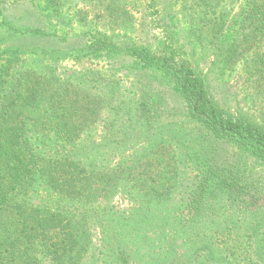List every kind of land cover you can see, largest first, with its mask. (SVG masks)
<instances>
[{
  "label": "trees",
  "instance_id": "trees-1",
  "mask_svg": "<svg viewBox=\"0 0 264 264\" xmlns=\"http://www.w3.org/2000/svg\"><path fill=\"white\" fill-rule=\"evenodd\" d=\"M182 12L190 38L225 73L242 66L258 119L222 107L182 47L173 44L158 55L132 45L127 50L136 66L169 77L187 105L186 118L204 133L162 122L153 98L144 95L110 109V116L118 113L102 126L103 106L110 105L104 95L114 94L110 85L118 83L99 89L89 77L79 84L59 79L64 50L21 47L18 41L46 32H19L3 18L0 47L8 32L18 35L17 46L0 54V264H223L224 253L236 264H264V211L242 223L226 216L229 199L247 200L238 170L224 171L211 144L235 146L264 169V0H182ZM111 46L102 35L81 51ZM36 51L49 61L28 58ZM96 131L101 142L91 135ZM186 159L201 174L197 188L174 202ZM116 196L130 207L117 211ZM239 228L251 244L235 237Z\"/></svg>",
  "mask_w": 264,
  "mask_h": 264
},
{
  "label": "rangeland",
  "instance_id": "rangeland-1",
  "mask_svg": "<svg viewBox=\"0 0 264 264\" xmlns=\"http://www.w3.org/2000/svg\"><path fill=\"white\" fill-rule=\"evenodd\" d=\"M0 0V23L3 18L10 19L13 27L19 32H28L40 28L45 31L47 37L36 40L27 39L28 42H17L21 47L37 48L43 51L64 50L65 54L57 64L59 79H66L71 83L83 81L89 77L92 87H99L103 83H118L113 93L104 95V103H110L103 109V117L100 125L106 124L105 119L111 116L110 109H118L121 101H128L135 95L146 100L153 98L154 113L162 122L171 123L173 127L183 130V133H204L195 124L186 118L188 113L186 103L176 93L173 81L161 72L152 69L137 67L128 48L132 45L147 47L153 53L162 55L167 47L173 44L183 48L185 56L194 63L198 70L204 74L210 84L212 95L222 107L233 115H248L258 119L250 104L246 89L245 76L242 66L233 71L222 70L216 62L217 59L208 53L207 49L191 39L190 25L182 15V0ZM10 40L3 46L4 49L15 44L17 33H7ZM102 35L111 39L112 46L109 50H90L83 52L82 49L93 45ZM0 47V54L3 51ZM95 49V48H93ZM39 51L30 54L28 58L43 55ZM49 61V55H43ZM93 88L92 95H100V90ZM102 91H105L103 88ZM87 95V94H86ZM87 97V96H85ZM91 97V96H90ZM120 97V98H119ZM94 98V96H93ZM142 99V98H141ZM100 102V99H97ZM86 103V101H83ZM252 108V109H251ZM174 124V125H173ZM92 137L98 142L102 134L93 132ZM185 137V136H184ZM189 139V138H184ZM200 139V138H198ZM215 149V161L220 164L224 171L238 170L240 177L239 192L245 205L234 202L227 204V215L231 222L256 220L264 211V169L256 165L255 159L236 150L225 142L211 143ZM175 147L176 144H173ZM208 145V143H207ZM181 152V149L176 148ZM212 155V154H211ZM201 167L197 163L186 159L181 168L182 179L179 183L178 193L174 199L177 202L181 198L186 199L190 191L197 188ZM245 192V193H244ZM239 201V200H238ZM98 204H102L98 202ZM106 204V203H104ZM113 207L122 212L130 207L129 203L119 196L112 201ZM237 214H236V212ZM234 225V224H233ZM231 225V226H233ZM239 228L234 232L235 237H242L246 245L251 244L249 232ZM98 235L94 232V240ZM219 246L223 243L219 242ZM223 264H236L230 253H224ZM248 263L247 260H245Z\"/></svg>",
  "mask_w": 264,
  "mask_h": 264
}]
</instances>
